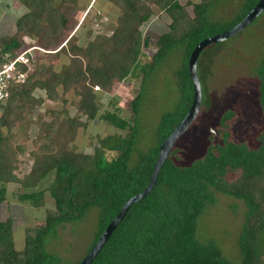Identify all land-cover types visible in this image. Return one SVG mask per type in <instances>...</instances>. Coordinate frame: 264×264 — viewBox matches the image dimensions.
I'll return each mask as SVG.
<instances>
[{
  "label": "trees",
  "instance_id": "1",
  "mask_svg": "<svg viewBox=\"0 0 264 264\" xmlns=\"http://www.w3.org/2000/svg\"><path fill=\"white\" fill-rule=\"evenodd\" d=\"M19 1L28 12L18 18L16 34L8 40L0 38V64L17 56L26 35L38 39L36 53L40 50L58 55L67 51L66 46L76 38V25L65 4L74 0ZM110 1L121 9L122 14L113 34L99 42L101 53L97 59L89 58L84 69L82 58L74 55L73 63L64 74L40 64L42 59L36 55L31 61L34 69L27 72L24 82L11 85L6 100L0 105V203L7 199V184L19 183L18 198L29 201L34 207H43L46 189H41L40 185L51 178L48 190L56 207L55 211L47 214L43 228L27 234L21 251L15 248L13 241L12 218H0V264H79L82 261L127 200L147 187L161 143L189 111L194 95L189 72L193 49L203 39L235 26L260 0H242L234 16L220 20L211 16L216 5L223 0L196 2L193 4L194 16L186 17L177 14L184 11L179 0ZM157 10L169 13L172 22L170 31L161 34L156 41L153 59L145 64L148 68L145 70L138 58L142 55L143 46H150V36H142L141 26ZM239 35L211 45H222ZM96 44L98 41L91 43V48ZM176 48L183 49V61L177 71L179 97L174 107L159 117L153 144L147 150H137L141 105L147 92V82ZM18 65L25 71L28 68L25 64ZM138 67L144 76L142 89L131 102L134 122L112 111L104 114L126 134L100 138L101 145L94 153L71 146L77 129L99 116V91L111 92ZM41 71L52 77L39 82L45 90V97L51 101H62L64 107L62 110L48 107L45 113L52 115L50 120L43 116L36 119L38 136L35 143L40 145L32 152L34 161L29 172L21 178L15 173L18 159L12 154V144L4 128L10 132L13 130L16 121L10 113L16 112V99L30 100V86L38 83L35 76ZM256 72L259 79L258 103L264 121V56ZM60 86L65 94L74 91L77 110L86 115L87 122L80 121L78 116L68 115V99L60 95L57 90ZM31 100L36 102L34 97ZM45 100L42 97L36 103H45ZM205 100L203 93L201 108L193 124L198 122L200 115H205ZM3 107L6 110L1 113ZM239 119L241 116L237 111L229 107L217 115L215 129L205 132V149L200 157L189 163H183L180 154L187 153L183 150L186 148L175 144L152 191L130 206L90 264H264V129L259 143L252 145L248 139L236 135L235 124ZM113 138L115 140L110 141ZM105 150L116 151L117 155L108 158ZM134 153H137L135 163L132 162ZM239 169L243 172L241 181L256 183L254 192L231 190L230 175ZM218 193L241 199L245 205L244 222L235 240V259L225 255L217 240L198 236L201 233V227L198 230L199 219L218 203ZM92 209L98 213L97 226L87 252L80 260L65 259L48 249L51 240L59 236L60 227L82 222Z\"/></svg>",
  "mask_w": 264,
  "mask_h": 264
},
{
  "label": "rangeland",
  "instance_id": "2",
  "mask_svg": "<svg viewBox=\"0 0 264 264\" xmlns=\"http://www.w3.org/2000/svg\"><path fill=\"white\" fill-rule=\"evenodd\" d=\"M184 11L178 12L179 16H194L193 4L201 0H179ZM242 0H223L216 5L212 18L223 19L224 17L234 16ZM65 9L72 15L74 22L75 39L67 47V51L60 52L58 55L45 53L40 50L33 53L42 59L40 64L44 63L46 68L55 72H68L69 64L73 63L74 55L80 56L83 60V68L86 69L88 59L94 57L97 59L101 53V44L103 40L110 37L118 27L121 9L110 0H74L65 4ZM181 11V10H180ZM28 12L19 0H0V38L8 40L16 34V22L19 17ZM172 17L169 13L157 10L155 14L141 26L142 36H150V46L142 48V55L139 56L140 64L146 68L145 64L153 59L156 51V41L159 36L169 32V25ZM240 35L233 40L226 41L222 45H211L202 51L198 66V73L201 80L202 91L206 95L207 109L203 117L200 115L198 122L192 124L176 142L177 147H184L187 151L181 152L183 163H189L202 154L206 146V130L213 129L217 123V115L225 108H233L241 116V119L235 124L236 135L242 139H248L252 145L258 144L261 132L264 129L263 116L258 103L259 79L257 77L256 67L264 56V10L243 30ZM24 45L18 49V52L27 50L29 46L38 45V39L26 35ZM98 41L94 47L90 44ZM1 46V41H0ZM30 48V47H29ZM32 48V47H31ZM25 50V51H26ZM31 53V52H30ZM92 56H89V54ZM31 53V57H33ZM42 54V55H41ZM183 49L176 48L170 55L171 57L158 68L155 76L147 82V92L141 105L140 122L141 131L138 136L136 149L147 150L155 141V128L161 114L170 108H173L179 97L177 71L183 61ZM6 56H10L6 54ZM29 57V58H31ZM76 66V65H75ZM68 67V68H67ZM34 66H30V71ZM144 73L140 67L135 68L127 76V79L111 92L99 91V100L101 109L99 116L88 121L86 126H80L77 129L74 140L70 143L80 151L94 153L96 148L101 145L100 138L109 135L126 134L125 130L115 125L107 111H112L122 118L133 121L134 114L131 109L132 100L140 93L142 89V79ZM52 78L49 73L41 71L35 76V83L31 85L32 92L30 100L16 99L18 106L16 112L10 113V116L16 123H13V130L4 128L8 140L12 144V154L18 159L16 161L17 169L15 173L21 178L26 175L32 164V152L35 151L39 143H35L38 136V127L36 119L43 116L50 120L51 114H46L48 107L62 110L64 105L62 101H51L45 97V90L41 88L40 81ZM146 86V85H145ZM99 89V86H95ZM60 95L65 96L67 101V110L70 117H79L80 121L87 122L86 115L78 112L75 105V93L73 90L68 93L62 92L61 86L57 88ZM42 97L45 103H36ZM5 112V108L1 109ZM66 115V114H65ZM101 116V117H100ZM16 118V120H15ZM203 118V120H201ZM215 129V128H214ZM213 129V130H214ZM113 140L110 141H114ZM107 151V157L113 158L117 155L116 151ZM137 160V153H134L132 162ZM242 170L239 169L230 175L231 190L244 192H254L256 183L243 182L240 180ZM51 179V178H50ZM50 179L44 181L41 189H46L45 205L37 208L29 201H21L19 196V183L7 184V199L0 203V218L6 220L12 218V236L15 248L21 251L24 247L27 234L45 226L47 214L55 211V202L48 190ZM218 203L211 206L208 211L199 219L198 230L201 227V233L204 239H215L222 247L223 252L229 258L235 259L236 236L242 223L244 222L245 205L241 199L234 196L218 193ZM98 213L92 209L88 216L77 224L67 223L59 228V236L53 238L48 245V249L65 259L74 262L80 260L87 252L97 226Z\"/></svg>",
  "mask_w": 264,
  "mask_h": 264
},
{
  "label": "water",
  "instance_id": "3",
  "mask_svg": "<svg viewBox=\"0 0 264 264\" xmlns=\"http://www.w3.org/2000/svg\"><path fill=\"white\" fill-rule=\"evenodd\" d=\"M263 10L264 0H260L235 26L224 32L203 39L193 49L189 58V72L194 86V95L189 111L182 119V121L161 143L158 157L147 187L142 192L134 195L129 200H127V202L124 204L117 216L107 225V227L104 229V231L102 232L98 240L95 242L93 247L89 250V252L85 255V257L79 264H90L93 259L98 255L99 251L101 250L111 233L114 231V229L117 227L118 223L126 215L130 206L134 202L141 201L152 191L158 180L160 170L164 165L165 161L170 156V153L175 147V144L178 141L179 137L193 124L194 120L196 119L200 111L203 99L202 85L198 73V59L202 51L214 42L224 41L237 35L240 31H243Z\"/></svg>",
  "mask_w": 264,
  "mask_h": 264
},
{
  "label": "built area",
  "instance_id": "4",
  "mask_svg": "<svg viewBox=\"0 0 264 264\" xmlns=\"http://www.w3.org/2000/svg\"><path fill=\"white\" fill-rule=\"evenodd\" d=\"M25 50L18 52V55L14 59L0 64V105L6 100L8 91L13 83L19 84L24 82L27 72L30 70L31 61L36 58L33 54L34 47ZM30 52L33 54V57H31ZM18 64H25L28 66L27 70H22Z\"/></svg>",
  "mask_w": 264,
  "mask_h": 264
},
{
  "label": "clouds",
  "instance_id": "5",
  "mask_svg": "<svg viewBox=\"0 0 264 264\" xmlns=\"http://www.w3.org/2000/svg\"><path fill=\"white\" fill-rule=\"evenodd\" d=\"M29 47H34L33 53H35V50H36V49H39L38 46L36 47V46H32V45H31V46H29ZM29 47H28V48H29ZM17 55H18V53H17ZM35 57H36V56H35ZM34 60H35V59H34ZM29 71H30V70H29ZM29 71H28V72H29Z\"/></svg>",
  "mask_w": 264,
  "mask_h": 264
}]
</instances>
